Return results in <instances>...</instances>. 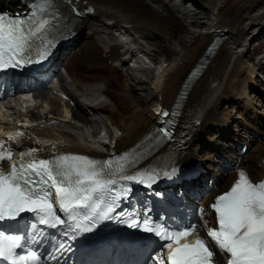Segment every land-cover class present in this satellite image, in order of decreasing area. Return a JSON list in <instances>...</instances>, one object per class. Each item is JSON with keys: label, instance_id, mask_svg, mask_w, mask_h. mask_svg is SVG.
<instances>
[{"label": "snow or ice", "instance_id": "1", "mask_svg": "<svg viewBox=\"0 0 264 264\" xmlns=\"http://www.w3.org/2000/svg\"><path fill=\"white\" fill-rule=\"evenodd\" d=\"M32 5L37 7L35 0ZM71 11L73 15L82 14ZM62 15L58 9L48 19L39 17L36 11L28 19L0 15V72L42 66L52 55L54 38L49 37L52 30H58ZM159 131L162 137L171 138L169 129L162 126ZM22 135L9 134L8 140ZM3 144L0 141V165L8 162L11 167L7 172L0 168V264H43V257L35 250L24 254L18 251L25 249L28 240L15 227L25 213L38 217L40 225L59 227L69 240L93 233L106 221L152 233L158 239H148L141 264H224L225 259L226 264H264V181L253 182L244 171L210 205L217 227H210L202 236L195 223L174 225L156 222L147 213L126 215L122 204L128 201L131 185L150 188L159 178L156 170L140 171L134 160L120 163L113 158L87 155L37 159L34 148L22 150L17 164L12 162V150L5 152ZM29 156L33 158L25 162ZM5 223L9 225L7 229L3 227ZM88 239L86 236L85 241ZM125 239L138 246L145 238L130 233ZM69 248L63 241L56 245L61 254ZM53 258L60 264L54 253Z\"/></svg>", "mask_w": 264, "mask_h": 264}, {"label": "bare ground", "instance_id": "2", "mask_svg": "<svg viewBox=\"0 0 264 264\" xmlns=\"http://www.w3.org/2000/svg\"><path fill=\"white\" fill-rule=\"evenodd\" d=\"M74 3L82 8H90L92 14L89 17L101 20L102 25L90 20L78 22L66 8H62L64 6L59 5L62 17L67 18V29L62 36L81 35L86 27L92 33L91 37L85 38L83 45H79L78 52L72 57L66 69L86 108L79 104L75 107H70L67 103L66 105L73 118L84 123L89 130L91 120L85 116L86 111L108 114L120 133V136H113L116 139L115 151L127 149L141 141L151 127L157 124L158 116L152 112L151 95H148L149 92L143 83L135 84L131 79L136 90L143 89L139 90L140 100L120 73V67L116 65L120 56L118 47L120 44L104 45L105 49H102L93 38L104 34L106 35V38H102L104 42L107 38L112 39L109 26L111 22H114L116 27L130 25L142 43L155 48L158 52L160 48L156 44L158 38L171 48L170 56L160 48L162 61L155 69L156 75L147 69H143L144 75H141V78H145L142 80L156 76L155 81H152L153 86L165 108L173 106L187 75L203 57L213 38L219 34L228 37L227 43L219 47L184 104L182 122L186 130L182 133L187 134L189 141L186 143L187 155L181 161L183 166L201 159L202 140L208 136L203 133L204 130L210 126L224 130L228 125L227 120L220 117L222 102L241 95L246 97L250 105L254 104L250 97V91L254 86H251L244 76L249 74L254 78L256 74L246 65L245 57L252 39L264 32V0H208L210 7L209 13L207 11L206 14L208 22H204L201 27L196 26L197 18L180 11L179 8H183L185 0H74ZM3 4L17 8L20 1L0 0V5ZM203 29L209 32L204 33ZM238 48H241L240 52ZM132 54H137V51L133 50ZM114 85H117V98L108 94ZM61 101L57 96L52 99L51 115L61 116ZM31 114L36 116L34 112ZM43 118L48 121L46 116ZM49 135L47 138L59 139L58 143L66 144L71 151L90 150L91 143H86L85 139L82 141L65 135ZM248 154L245 168L251 171L253 177L260 178L264 173V140L254 144ZM211 164L208 163L207 167L211 168ZM226 176V179L220 182L222 185L230 184L235 178V172Z\"/></svg>", "mask_w": 264, "mask_h": 264}, {"label": "rangeland", "instance_id": "3", "mask_svg": "<svg viewBox=\"0 0 264 264\" xmlns=\"http://www.w3.org/2000/svg\"><path fill=\"white\" fill-rule=\"evenodd\" d=\"M196 2L201 6V16L195 15L197 17V25L201 27L204 25V22H208L207 20V11L209 13L208 8V0H196ZM198 10V8L196 7ZM199 19V20H198ZM88 20L101 24V20L92 17ZM200 22V25H199ZM202 22V23H201ZM206 24V23H205ZM106 28V27H104ZM127 30V34L130 37H133V34L130 32L129 28H122ZM202 32H209L203 29ZM232 31V30H231ZM89 36L91 37V31L89 29L86 30V33L82 35L80 40L81 45H83V41L85 38ZM98 45L105 49V43L102 38H106V35L101 34L99 36L93 37ZM126 37H124L125 39ZM264 35H259L252 39L250 46L247 48V54L245 57L246 65L249 66L251 71L258 73L257 83L258 87H255L253 90L250 91V97L254 104L250 105L245 96H238L235 97L233 100L225 101L220 104V117L225 118L228 122V125L224 128V130H220L219 127H209L208 129L204 130L203 133L208 135L204 137L203 141V154L201 161L205 164L212 163L214 164L212 167V171L210 176L214 177L216 172L221 170L219 165L224 164L225 161H235V160H244L246 162V155L244 154L245 148H252L253 144L261 143L264 140ZM156 44L164 49V53L167 55H172V50L169 45L163 42L160 38L156 39ZM159 48V52H160ZM241 48H238L239 52ZM78 52V50H77ZM142 58L138 60H134V67L133 69H126L120 71V73L125 77L128 81V85L137 93L138 99L141 100L140 91H143L142 88H137L136 90L133 86L134 83L138 84L139 82L143 83L144 88L149 92L148 95H151V102L150 106H152V112H155V105L158 101H160L159 95L155 91V87L153 86L154 79L156 78L153 75L152 78L148 80H142L145 78H141L143 74V69L141 67H146L147 70L152 71L155 73L156 64L162 61L160 55L157 52H153L151 59L147 60V63H142ZM159 62V63H160ZM130 75V76H129ZM245 78H249V74L244 76ZM134 83H133V81ZM143 81V82H142ZM153 81V82H152ZM116 88L117 85H114L112 88L109 89L108 94H110L113 98H117L116 95ZM147 95V94H146ZM147 95V96H148ZM240 97V98H239ZM236 99V100H235ZM148 101H150L148 99ZM231 103V104H230ZM85 107V106H84ZM256 114V115H255ZM89 119L92 120L91 126L92 130L99 131L100 129L108 130L112 135H118L116 131V126H114V121L109 119L108 114H98L96 112L90 113L88 116ZM108 119V120H107ZM111 121V122H110ZM113 125H112V124ZM228 133H227V132ZM224 136V134H226ZM210 137V138H209ZM261 138L259 141L257 139ZM209 139V140H208ZM207 140V141H206ZM257 141V142H256ZM261 141V142H260ZM213 144V145H212ZM212 161V162H210Z\"/></svg>", "mask_w": 264, "mask_h": 264}]
</instances>
